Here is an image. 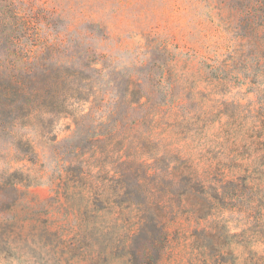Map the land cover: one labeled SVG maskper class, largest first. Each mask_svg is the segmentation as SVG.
Masks as SVG:
<instances>
[{"label": "rangeland", "instance_id": "obj_1", "mask_svg": "<svg viewBox=\"0 0 264 264\" xmlns=\"http://www.w3.org/2000/svg\"><path fill=\"white\" fill-rule=\"evenodd\" d=\"M263 15L0 0V264H264Z\"/></svg>", "mask_w": 264, "mask_h": 264}, {"label": "trees", "instance_id": "obj_2", "mask_svg": "<svg viewBox=\"0 0 264 264\" xmlns=\"http://www.w3.org/2000/svg\"><path fill=\"white\" fill-rule=\"evenodd\" d=\"M257 3L262 4L264 6V0H261V1L257 0ZM262 18L264 19V15ZM23 85L24 84L22 80L18 77L11 76V75H5L4 73L0 74V91L2 89V96L5 100H10L11 95L23 94L24 93V91H22ZM3 103H6V102H3ZM159 226L160 225L158 221L153 222V220H151V223L149 222V224H142L140 231H145V233L148 235L149 232L153 233L152 231L153 228L157 229V227ZM147 227L150 228V231L147 230ZM160 232L162 233V236L160 237L159 244H156L155 240L148 241L151 251H153L157 246L163 247V243L167 239V234L165 231H163V228H160ZM159 259H160L159 255L155 256L154 254H151V255L146 254L144 259L141 262L139 261V257L137 253H135L136 264H158Z\"/></svg>", "mask_w": 264, "mask_h": 264}]
</instances>
